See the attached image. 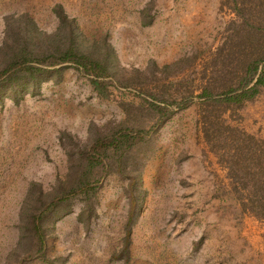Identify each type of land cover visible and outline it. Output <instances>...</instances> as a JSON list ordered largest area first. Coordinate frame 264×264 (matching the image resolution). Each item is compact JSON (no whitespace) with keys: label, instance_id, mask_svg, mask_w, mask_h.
<instances>
[{"label":"rangeland","instance_id":"1","mask_svg":"<svg viewBox=\"0 0 264 264\" xmlns=\"http://www.w3.org/2000/svg\"><path fill=\"white\" fill-rule=\"evenodd\" d=\"M58 6L110 69L0 89V264H264V86L228 99L264 59V0H0V46L7 17L66 40Z\"/></svg>","mask_w":264,"mask_h":264},{"label":"trees","instance_id":"2","mask_svg":"<svg viewBox=\"0 0 264 264\" xmlns=\"http://www.w3.org/2000/svg\"><path fill=\"white\" fill-rule=\"evenodd\" d=\"M55 11L61 20L62 26L67 24L68 33L66 40L62 38L61 27L55 33L46 34V32L39 29L32 18H29V21L24 27L19 28V26L16 27V18L7 17L5 36L0 46V51L5 49L15 50L16 47L12 45L13 42L21 44L12 61L0 70V89L8 86L9 83L12 84L13 89H17V87L21 89L28 86L31 82L34 83L33 87L40 88L43 82L42 77H46L47 79L53 73H60L65 67V64L74 65L77 69L90 76V80L97 90L103 89L106 83L105 77L110 69L108 63L96 58L94 55L95 51L93 52V48L90 46L88 47L82 42L78 45L77 38L79 32L73 25L72 20L63 12L61 6H58ZM259 61L251 64L249 67V80L243 83L239 92L236 90L231 97L229 96V100L243 101L251 99L259 93L261 87L264 86V64L261 65L264 59ZM188 106L189 102L186 100L180 108L183 109ZM131 138L130 134H127V131H123L119 137L115 135L110 138H99L93 143L89 151L87 157L88 169L92 171L96 167L103 165L111 148H118L120 143L127 144ZM92 189L90 178L84 176L79 181L77 187L70 193H88ZM69 195H65L64 200ZM136 210L137 199L133 194L131 196V207L125 227L126 249H128L131 241V232ZM41 217L40 215L36 217L34 231L40 236V245L43 247L45 240L42 232Z\"/></svg>","mask_w":264,"mask_h":264}]
</instances>
